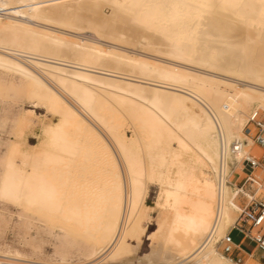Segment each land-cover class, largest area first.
<instances>
[{
    "label": "bare ground",
    "instance_id": "6f19581e",
    "mask_svg": "<svg viewBox=\"0 0 264 264\" xmlns=\"http://www.w3.org/2000/svg\"><path fill=\"white\" fill-rule=\"evenodd\" d=\"M42 1L0 0V69L25 78L35 105L58 116L31 150L20 148L19 126L9 157L20 164L7 160L0 199L79 226L89 249L81 264L232 263L216 242L237 211L224 181L237 158L231 144L251 106L264 110V0H100L101 11L93 0ZM33 22L90 26L92 40L168 61ZM114 114L133 124L131 138ZM72 168L79 180L67 198ZM149 183L159 185L162 216L139 258L138 210ZM0 259L72 264L1 251Z\"/></svg>",
    "mask_w": 264,
    "mask_h": 264
},
{
    "label": "rangeland",
    "instance_id": "374dc122",
    "mask_svg": "<svg viewBox=\"0 0 264 264\" xmlns=\"http://www.w3.org/2000/svg\"><path fill=\"white\" fill-rule=\"evenodd\" d=\"M93 1L95 4L99 5L97 10H100L101 5L103 6V2L100 0ZM10 10L6 11L10 13L16 11L13 4H11ZM3 12L4 11H0V13ZM32 24L37 28H41V25H46V27L52 28L53 32L57 34L68 33L76 37L79 36L80 40H86L85 42L88 41V43H91L92 41L94 44L96 43V45L100 44L99 46L105 45L104 47H116L119 51H125L127 49L128 52L140 55V57L146 56L161 62L168 61V58H165L162 55H152L151 50H141L137 46L128 47V45L120 43L114 45V43L102 37L97 38L98 41L92 40L94 34L93 29L90 26V28L88 27L79 30L39 22H33ZM1 51L4 52L3 50ZM19 60L21 59L19 58ZM203 70L206 73L209 71H206L207 69ZM210 73L215 74V72L212 71H210ZM40 75L46 80L43 74L40 73ZM217 75L220 74L217 73ZM36 101L37 99L31 92L25 78L16 72L0 69V178L6 169V162L8 159L12 158L17 164H20L19 155L9 157V149L12 142L17 140L16 133L19 132L21 128L23 130L21 138L23 143L21 142L20 148L22 150H31L34 148L33 146H39L40 142L43 140V129L48 126L47 124L50 123L51 125L53 122L58 121L57 115L54 116L52 113L46 111L45 107L41 104L35 105ZM256 107H258L256 104L252 105L251 110ZM249 113L250 110L246 113L243 124H245ZM111 120L116 126L120 127V130L124 135L128 138L132 137L133 124L130 123L128 119H124L123 117L114 114ZM21 121L25 122H23L25 124V129H23L24 127H22L23 123ZM243 126L241 128V137ZM232 160H234V158ZM26 166L25 168H28ZM66 174L65 189L67 191L65 195L67 198H70L72 197L74 188L78 186L76 182L79 180V173L75 168H72L68 170V173ZM235 178L236 181H241L242 174L236 173ZM147 187L148 191H146L143 198V205L140 210H138V226H140V231L142 227V231L144 230L143 232L141 231V242L137 251V257L139 258L151 251L150 234L157 229V224L162 216L160 210L156 207L159 185L156 183H149ZM86 233H89V230H87ZM232 238L236 241L239 239L236 234H233ZM128 241L133 245H136L135 238H130ZM243 247L250 249L251 245L246 242ZM88 250L89 249L85 243V236H83L80 227L74 223L65 221L59 215H54L53 213L50 215L46 213L42 214L41 212L34 210L33 207L21 206L12 201L0 199L1 252H7L28 259L42 260L51 263L67 260L72 264H81L88 260ZM245 260V264H255L254 261L247 257ZM136 263L137 262H135V264Z\"/></svg>",
    "mask_w": 264,
    "mask_h": 264
},
{
    "label": "built area",
    "instance_id": "2783aa9c",
    "mask_svg": "<svg viewBox=\"0 0 264 264\" xmlns=\"http://www.w3.org/2000/svg\"><path fill=\"white\" fill-rule=\"evenodd\" d=\"M237 157L228 161L225 183L237 205L236 217L216 242L218 251L233 264H245L246 257L264 264V110L250 111L242 129V137L231 144ZM236 173L242 174L236 181ZM238 235L236 241L232 235ZM250 249L243 247L244 243Z\"/></svg>",
    "mask_w": 264,
    "mask_h": 264
}]
</instances>
